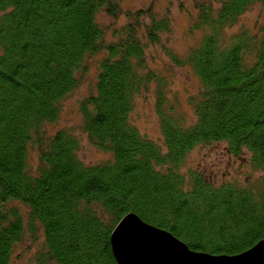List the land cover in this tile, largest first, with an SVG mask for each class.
<instances>
[{
  "label": "trees",
  "instance_id": "obj_1",
  "mask_svg": "<svg viewBox=\"0 0 264 264\" xmlns=\"http://www.w3.org/2000/svg\"><path fill=\"white\" fill-rule=\"evenodd\" d=\"M124 1L0 0V264L26 237L40 243L36 264H117L110 235L127 214L211 256L264 240V15L239 26L264 0H197L189 32L199 38L183 56L165 46L174 27L162 0L135 11ZM153 46L198 80L191 124L150 70ZM85 81L80 130L110 156L92 165L74 133L52 127ZM154 81L156 139L131 121ZM219 143L244 159L243 181L188 166L197 147Z\"/></svg>",
  "mask_w": 264,
  "mask_h": 264
},
{
  "label": "rangeland",
  "instance_id": "obj_2",
  "mask_svg": "<svg viewBox=\"0 0 264 264\" xmlns=\"http://www.w3.org/2000/svg\"><path fill=\"white\" fill-rule=\"evenodd\" d=\"M153 0H126L123 2L125 10L135 11L146 8ZM157 1V0H156ZM197 0H162L157 3V8L169 7L173 21V34L165 37V46L172 52L185 55L191 47L195 46L199 38L198 33L189 32L190 16L195 14V2ZM264 6L255 5L249 9L239 20V26L252 28L257 21L262 22ZM104 20V17H101ZM106 22L121 25L125 22L123 17L118 20L106 19ZM146 59L157 77L163 81V89L168 104L172 101L177 111L184 115L186 123L193 121V111L188 106V98L198 91L199 83L188 66L174 65L168 57L164 48L160 46L150 47L146 53ZM89 83L83 82L62 104L60 117L52 127L56 129H66L71 131L79 139V149L77 158L86 165L101 163L110 156L93 147L81 132V118L78 111V104L87 95ZM157 84L152 82L145 93L135 102V107L131 115V121L139 128L142 134L156 139L159 135V123L155 112V101ZM29 166L34 169L38 164V155L35 151L29 153ZM188 166L206 169L207 172L214 173L217 181L231 180V182H241L245 176L250 174V169L244 164V159L231 156L225 149L224 144L203 145L197 147L189 155ZM39 241H33L30 237L16 247L13 264H36L35 253L39 249Z\"/></svg>",
  "mask_w": 264,
  "mask_h": 264
},
{
  "label": "water",
  "instance_id": "obj_3",
  "mask_svg": "<svg viewBox=\"0 0 264 264\" xmlns=\"http://www.w3.org/2000/svg\"><path fill=\"white\" fill-rule=\"evenodd\" d=\"M117 264H264V240L237 256H211L191 251L167 231L127 214L110 235Z\"/></svg>",
  "mask_w": 264,
  "mask_h": 264
}]
</instances>
